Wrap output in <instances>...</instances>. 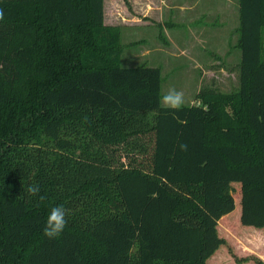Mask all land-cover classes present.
<instances>
[{"label":"trees","instance_id":"16d2710c","mask_svg":"<svg viewBox=\"0 0 264 264\" xmlns=\"http://www.w3.org/2000/svg\"><path fill=\"white\" fill-rule=\"evenodd\" d=\"M238 5L239 91L175 110L159 67L121 65L105 0H0V264L216 261L234 184L241 224L264 228V0ZM40 147L81 160L60 177L15 160ZM56 205L67 225L48 239Z\"/></svg>","mask_w":264,"mask_h":264},{"label":"rangeland","instance_id":"374dc122","mask_svg":"<svg viewBox=\"0 0 264 264\" xmlns=\"http://www.w3.org/2000/svg\"><path fill=\"white\" fill-rule=\"evenodd\" d=\"M237 3L238 0H106L105 24L121 30L123 67H159L162 96L175 87L184 93V105H192L197 104L195 97L202 90L230 95L240 89L242 53L238 47ZM123 21L127 26L121 24ZM73 154L40 147L25 158L19 154L15 160L51 166L60 177L81 160L80 151ZM60 180L55 179V184L64 185ZM233 186L236 209L219 222L218 228L227 243L213 256L218 260L210 258L207 264H260L258 257L264 259V228L241 224L240 185Z\"/></svg>","mask_w":264,"mask_h":264},{"label":"clouds","instance_id":"9594fccd","mask_svg":"<svg viewBox=\"0 0 264 264\" xmlns=\"http://www.w3.org/2000/svg\"><path fill=\"white\" fill-rule=\"evenodd\" d=\"M3 19V13L0 12V20ZM162 103L169 109H180L185 103V96L182 91L177 90L175 87L169 88L167 92L162 96ZM181 151H187V144H180ZM26 193L29 196L36 197L40 194V186L32 184L27 186ZM43 199V197H40ZM67 210L63 205L53 206L45 220L43 234L48 239L58 238L64 231L67 225Z\"/></svg>","mask_w":264,"mask_h":264},{"label":"crops","instance_id":"0c3cea01","mask_svg":"<svg viewBox=\"0 0 264 264\" xmlns=\"http://www.w3.org/2000/svg\"><path fill=\"white\" fill-rule=\"evenodd\" d=\"M226 1H228V0H226ZM105 5H106V0H105ZM237 5H238V3H237ZM190 9H194L193 7H190ZM238 10H239V5H238ZM238 15H239V11H238ZM105 22H106V15H105ZM121 24H123L124 26H127L126 24L127 23H124V21H123V23H121ZM237 29H238V27H237ZM202 44H205V43H203V42H201Z\"/></svg>","mask_w":264,"mask_h":264}]
</instances>
